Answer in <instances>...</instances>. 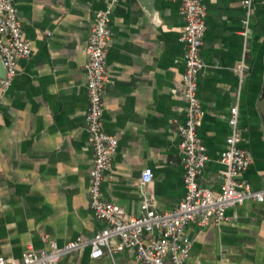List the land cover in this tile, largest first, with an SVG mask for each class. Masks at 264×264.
<instances>
[{
  "label": "crops",
  "instance_id": "crops-1",
  "mask_svg": "<svg viewBox=\"0 0 264 264\" xmlns=\"http://www.w3.org/2000/svg\"><path fill=\"white\" fill-rule=\"evenodd\" d=\"M110 1L16 0L32 52L18 61L13 85L0 93V256L10 264L31 247L40 251L89 238L107 226L90 207L95 155L86 123L85 64L90 29ZM203 3L205 68L198 93L205 114L199 132L208 160L199 182L216 193L221 189L228 115L244 63L240 147L252 153L253 162L240 178L264 189V0H254L246 53L243 0ZM184 23L177 0H116L111 15L103 125L118 148L102 195L129 215L141 212L146 168L153 179L144 191L157 210L174 208L186 191L178 132L187 105L179 40ZM226 215L218 225L187 226L192 263L264 264V201L233 206ZM90 250L65 255L59 264H143L118 240L100 258Z\"/></svg>",
  "mask_w": 264,
  "mask_h": 264
},
{
  "label": "built area",
  "instance_id": "built-area-1",
  "mask_svg": "<svg viewBox=\"0 0 264 264\" xmlns=\"http://www.w3.org/2000/svg\"><path fill=\"white\" fill-rule=\"evenodd\" d=\"M177 1L185 21L179 36L184 45L183 94L187 100L185 122L178 125L186 188L183 198L170 210H157L144 191L153 179L152 169L146 168L140 181L143 199L139 215H129L121 205L103 199L105 173L111 169L118 148V139L107 133L103 125L104 92L109 80L107 53L113 37L110 21L116 3V0H111L107 7L98 12L90 29L85 64L88 92L86 123L95 155L90 171V207L98 218L107 222V226L89 238L78 237L62 245L52 243L49 248L40 251L31 247L20 261L13 264H59L63 256L77 253L85 247H90L92 258H100L111 250L114 240L119 241L120 248L132 249L137 260L143 264H193L192 241L186 232L190 223L196 222L202 227L218 225L227 219L229 208L250 200L264 201V189H254L249 182L240 178L253 162L252 153L240 147L244 137L240 104L242 87L247 79L244 63L239 70L240 84L236 100L228 115L230 131L220 159L225 165L221 189L216 193L200 185L199 175L208 160L199 132L205 111L198 93L199 75L205 68L202 46L207 9L203 0ZM253 5L254 0H243L246 10L242 31L245 53L249 46L248 29ZM31 52V43L24 37L16 0H0V57L5 68V75L0 79L1 94H5L13 85L18 75V61L28 58ZM0 264L10 263L0 256Z\"/></svg>",
  "mask_w": 264,
  "mask_h": 264
},
{
  "label": "water",
  "instance_id": "water-1",
  "mask_svg": "<svg viewBox=\"0 0 264 264\" xmlns=\"http://www.w3.org/2000/svg\"><path fill=\"white\" fill-rule=\"evenodd\" d=\"M4 75H5V68L3 66V63H2V60H1V57H0V79L3 78ZM260 103L262 104V109L261 110H262V113L264 115V93H263V95L261 97Z\"/></svg>",
  "mask_w": 264,
  "mask_h": 264
}]
</instances>
